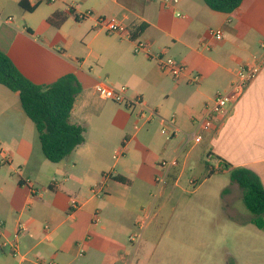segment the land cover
I'll use <instances>...</instances> for the list:
<instances>
[{"label":"crops","instance_id":"1","mask_svg":"<svg viewBox=\"0 0 264 264\" xmlns=\"http://www.w3.org/2000/svg\"><path fill=\"white\" fill-rule=\"evenodd\" d=\"M89 11L91 16L78 20ZM55 14L65 17L59 26L49 21ZM99 18L130 27L147 50L136 54L133 40L100 28ZM214 30L223 32L222 40ZM262 43L264 0H244L231 13L216 12L204 0H178L169 7L164 0H0V51L37 85L75 74L82 91L70 120L86 129L85 142L67 159L48 161L20 94L0 84V242L18 245L17 255L10 246L0 247V264H19L22 257L56 264H140L149 246L141 231L148 197L156 200L154 190L161 197L170 185L169 194L183 189L190 159L203 144L208 160L229 174L248 167L264 184V67L218 129L203 133L198 143L191 140L197 118L218 93L230 90L238 67L264 55ZM159 55L185 64L187 76L176 81L164 73ZM196 73L200 82H189ZM100 82L126 86L129 98H142L158 114L147 121L139 117L140 107L129 111L102 98ZM165 126L179 132L167 139ZM173 160L176 165H163ZM192 181L187 184L195 187ZM102 183L107 195L93 196L92 187ZM239 189L233 183L225 196L236 197ZM72 200L79 204L75 210ZM96 212L101 220L94 225ZM236 214L209 219L225 236L243 242L252 217ZM184 236L202 234L169 231V239ZM229 250L230 264H264V253L253 258L248 247Z\"/></svg>","mask_w":264,"mask_h":264},{"label":"rangeland","instance_id":"2","mask_svg":"<svg viewBox=\"0 0 264 264\" xmlns=\"http://www.w3.org/2000/svg\"><path fill=\"white\" fill-rule=\"evenodd\" d=\"M207 153L206 144L198 146L187 166L183 189L169 194L170 185L161 197L154 190L156 200L148 197V210L141 215L144 223L141 231L145 233L144 239L147 238L149 246L140 264H228L233 261L229 249L238 251L242 246L249 248V256L253 258L264 253V231L255 225H251V234L242 242L225 236L226 230H217L216 224L209 219L237 216L236 211L240 217L251 214L240 189L236 197L225 196L233 184L230 174L214 160H208ZM190 179L196 181L195 187L187 184ZM179 217L186 219L178 223ZM174 229L188 234L199 231L202 237L169 239V231ZM166 242L171 243L170 247L165 248Z\"/></svg>","mask_w":264,"mask_h":264},{"label":"trees","instance_id":"3","mask_svg":"<svg viewBox=\"0 0 264 264\" xmlns=\"http://www.w3.org/2000/svg\"><path fill=\"white\" fill-rule=\"evenodd\" d=\"M243 1L204 0L208 7L221 13L237 10ZM63 20L64 16L55 14L49 21L59 26ZM0 84L20 94L22 106L36 126L48 161H64L85 142L86 129L70 121L77 96L82 91L75 74H67L47 86L37 85L22 74L6 53L0 51ZM224 167L230 168L231 165L225 164ZM114 178L127 182L121 176ZM230 178L242 192L244 204L252 217L251 223L264 231V184L260 176L248 167H235L230 171Z\"/></svg>","mask_w":264,"mask_h":264},{"label":"built area","instance_id":"4","mask_svg":"<svg viewBox=\"0 0 264 264\" xmlns=\"http://www.w3.org/2000/svg\"><path fill=\"white\" fill-rule=\"evenodd\" d=\"M61 0H36L39 3H55ZM178 0H164V5L169 7L172 4H176ZM92 12H86L83 14L77 15L78 20H84L87 17L91 16ZM98 25L100 28L104 29L110 34H116L123 38H128L134 41L135 48L134 51L136 54L142 53L147 50L148 45L145 42L139 41L134 38L133 32L130 27L120 23L117 19L111 18H99ZM212 35L216 40L220 41L223 39V32L221 30L212 31ZM262 48L264 49V43H262ZM157 60L162 71L170 76H172L176 81L183 80L188 74V68L185 64L178 62L174 58L167 57L164 55L157 56ZM264 67V55L260 58H256L250 63L240 65L236 71V78L231 85V88L227 92L218 93L213 101V103L206 107L204 112L200 117L197 118L196 130L192 135L191 140L193 142H200L202 140V134L205 132H212L218 129L220 119L224 117L228 108L231 104L238 102L245 94L247 88L250 84L257 79ZM202 76L198 73L193 74V77L189 80L191 83L200 82ZM97 91L99 95L107 100H111L119 105L124 106L127 110L133 111L137 107L141 108L139 113L140 118H144L147 121H150L158 113L156 110L150 109L142 98H129L127 96L128 88L126 86L115 87L113 85L107 84L105 82H100L97 85ZM162 132L167 136V139L173 138L178 132L179 129L175 127V130L170 131L167 126L162 129ZM119 153H116L118 156ZM176 165L177 160L171 162H163V165ZM156 182H161V179L156 178ZM163 183V182H162ZM27 184L31 186V181L27 180ZM192 184H196L195 181H192ZM32 194L37 192L36 189H31ZM91 192L95 197H104L107 195V186L105 183L97 184L92 187ZM79 207V204L72 200L71 208L75 210ZM101 218L98 212L93 216L92 223L94 225L100 222ZM141 226H144L142 222ZM10 246L13 250V254H18V245L11 244L7 241H1L0 247ZM19 264H56L53 261H48L43 258H36L34 260H29L28 258L22 257Z\"/></svg>","mask_w":264,"mask_h":264}]
</instances>
